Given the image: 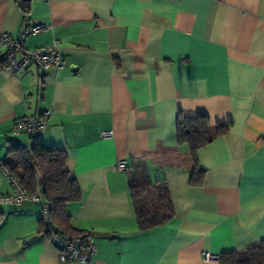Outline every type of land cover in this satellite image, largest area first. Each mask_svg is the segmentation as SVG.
I'll return each instance as SVG.
<instances>
[{"label":"crops","instance_id":"0c3cea01","mask_svg":"<svg viewBox=\"0 0 264 264\" xmlns=\"http://www.w3.org/2000/svg\"><path fill=\"white\" fill-rule=\"evenodd\" d=\"M31 24L48 28L23 46L56 39L62 65L15 73L0 53V163L11 144L65 150L81 192L67 213L93 237L91 264H219L223 252L260 244L264 0H30L26 17L0 0V33ZM47 110L41 135L13 132ZM200 113L230 125L197 151L204 174L193 185L176 118ZM117 160L131 170H115ZM11 191L0 170V194ZM155 210L168 219L141 228L137 213ZM0 212V264H72L39 231V203Z\"/></svg>","mask_w":264,"mask_h":264},{"label":"trees","instance_id":"16d2710c","mask_svg":"<svg viewBox=\"0 0 264 264\" xmlns=\"http://www.w3.org/2000/svg\"><path fill=\"white\" fill-rule=\"evenodd\" d=\"M22 10L23 16L29 10L30 0H16ZM229 121H211L206 114H197L185 117L179 114L176 118L177 139L180 144H185L195 162L191 172V184H199L204 174L196 165L197 151L206 146L211 140L226 133ZM213 129V131H211ZM8 160L3 163L9 172L18 179L29 194L40 191L44 203L47 205V218L38 221V229L47 236H51L49 227L53 224L57 235L66 239L65 242L79 245L83 251L87 235L76 230L71 224V217L67 213V205L81 200V192L66 168L67 153L63 149L48 147L40 141H34L29 147L20 144H11L7 148ZM137 188H131V196L137 193ZM141 228H147L166 221V216H161L157 210L141 211L137 213ZM3 214L0 212V223ZM219 264H264V239L260 244L251 248L223 252L218 257Z\"/></svg>","mask_w":264,"mask_h":264},{"label":"built area","instance_id":"2783aa9c","mask_svg":"<svg viewBox=\"0 0 264 264\" xmlns=\"http://www.w3.org/2000/svg\"><path fill=\"white\" fill-rule=\"evenodd\" d=\"M48 27L45 24L24 25L19 30L17 37H12L8 32L0 33V53L4 54L8 68L15 73H21L29 64L33 63L42 71H46L51 67H59L62 61L59 53V41L53 39L49 44L42 45L35 49H27L23 46L22 41L30 34L39 33ZM50 111H44L35 117H27L17 120L13 129L16 134L26 133L30 136H39L43 133L47 126ZM105 135H111V132H105ZM113 168L120 172H127L131 167L124 160H117L113 164ZM2 174L7 177L11 185V193L0 194V205H19L25 201L37 202L41 205L44 212V218H47V205L44 203L40 191L29 194L21 185L16 177H14L7 167L0 163ZM51 231V242L61 251L69 252L72 258V264H91V258L95 249V243L92 235L87 234L84 238L86 244L83 251L79 250V245L68 244L62 237ZM206 259L215 257L212 253H204Z\"/></svg>","mask_w":264,"mask_h":264},{"label":"water","instance_id":"95a60500","mask_svg":"<svg viewBox=\"0 0 264 264\" xmlns=\"http://www.w3.org/2000/svg\"><path fill=\"white\" fill-rule=\"evenodd\" d=\"M50 228L52 229V231L54 233H57V229H56V227L53 224L50 225ZM63 240L66 241V239H64V238H63Z\"/></svg>","mask_w":264,"mask_h":264}]
</instances>
